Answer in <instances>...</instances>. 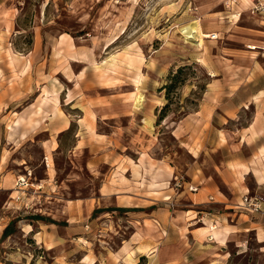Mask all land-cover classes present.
<instances>
[{
	"label": "rangeland",
	"instance_id": "obj_1",
	"mask_svg": "<svg viewBox=\"0 0 264 264\" xmlns=\"http://www.w3.org/2000/svg\"><path fill=\"white\" fill-rule=\"evenodd\" d=\"M234 13H239L237 20L230 17ZM194 19L202 31L218 36L197 43L196 35H183L179 27ZM125 51L141 55L140 66L105 62L111 54ZM139 74L141 83L136 85ZM255 94L264 96V13L254 10L251 0H0L3 171L9 169L17 176L12 177L16 187L24 184L19 174L31 181H38L48 169L57 172V180L78 176L72 182L65 180L61 187L71 190V197L93 196L100 206L92 213L79 210L70 215L60 207L65 200L54 205L39 198L35 201L39 208L32 209L31 201L21 200L30 192L29 186L35 185L18 188L13 194L20 199L0 210V222H12L7 235H0V264H110L109 256L133 230L129 220L140 218L124 210L101 212L112 208L114 200L99 197L98 190L104 181L113 190H122L121 183L131 177L124 173L128 165L132 175L139 176L134 164L138 150L148 160L155 159L153 164L160 159L152 178L166 175L164 170L171 174L162 180L170 192L144 194L165 198L163 207L179 209L185 218L193 216L194 210L187 211L192 207L175 204L168 195L192 191L188 170L196 166L193 154L198 150H202L198 163L217 161L222 153L213 149L215 139L221 144L227 136L236 146L239 137L244 138L254 116L251 101ZM255 100L258 107L260 100ZM261 102L264 105V98ZM57 107L70 125L56 134L64 127ZM198 110L203 118L213 113L211 123L202 124ZM94 117L97 132L111 131L114 137L108 141L109 150L99 149L105 153L102 161L86 167L88 154L73 151L74 134L77 121L87 122L92 130ZM146 117L152 118L153 130L146 126ZM48 139L58 142L57 147L54 141L57 149L51 153ZM241 150L247 155L248 145ZM21 162L25 168L19 166ZM109 162L117 163L115 170ZM257 192L252 188L249 194ZM5 195L0 191V203ZM133 200L121 196L118 203ZM239 210L244 219L257 216ZM149 217L147 223L158 224ZM30 219L47 224L38 225L40 221L35 220L34 231L25 233L19 224L25 228ZM158 228L166 234L165 228ZM207 248L212 247L200 246L199 253L213 257V252L221 253ZM226 252L217 257V264H264V243L251 230L227 243Z\"/></svg>",
	"mask_w": 264,
	"mask_h": 264
},
{
	"label": "crops",
	"instance_id": "obj_2",
	"mask_svg": "<svg viewBox=\"0 0 264 264\" xmlns=\"http://www.w3.org/2000/svg\"><path fill=\"white\" fill-rule=\"evenodd\" d=\"M213 33L218 36V33ZM262 98L264 96L258 94L253 96L252 99L254 100L251 101V104L254 106L253 119L245 130L244 138L241 135L236 146L230 142L227 136L221 144H216L217 139L212 142L211 145H214L213 149H220L222 153V157L219 160L212 162L207 160L208 162L205 161V164H202L198 163L202 150H198V154H193L196 166H192L188 170L189 179H187V183L197 186L196 191L184 189L176 192L174 197L168 195L175 204L182 202L186 208L192 207L193 209H188L187 211L194 210L196 214L193 216L185 218L184 215L178 213L179 209L174 208L170 210L168 207H163L167 204L165 198H152L144 194V192H170L171 189L165 186L162 180L167 179L166 177H169L171 174L167 170H164V174L166 175L152 178L150 174L160 163V159H156L157 163L153 164V160L155 159L150 157V160H148L142 156L141 150L137 151V159L134 161V164L138 167L139 176H133L131 168L128 165L124 173L129 174L131 177H126L128 182L121 183L120 187H122V190H113L110 182L104 181L101 183L98 190L99 197H112L114 200L112 208L101 209V212L124 210V213L135 218H140L135 220L136 222L129 220L133 230L128 238L122 240L118 251L109 256L110 264H210L214 261L217 264L220 261L217 257H224L227 253L226 244L242 231H254L257 241L264 243V211L253 212L257 213L255 217H248L246 214L248 218L244 219L242 217L244 213H240L237 205L240 202L239 197L246 192L252 191V188L258 190V192L260 191V193L257 192L255 194L264 202V194L261 193L264 192V178H258L260 175L264 177V105L261 104ZM255 99L260 100L258 107H256ZM91 111L95 115V111L93 109ZM199 113H201V110L197 111V118L200 117ZM83 118L84 110L81 119ZM200 118L202 119L200 121L202 124L211 123L213 113L205 118L203 116ZM106 119L108 117H103V120ZM55 122L58 127L59 120L56 119ZM77 125L78 129L74 134L73 151L86 152L88 156L84 165L88 167L91 164L92 167H95V163L97 164V162L102 161V157L105 154L103 150L101 151L99 149L103 148L105 150L108 148L107 150H109L108 141L114 135L111 131L98 133V121L97 118L95 120V117L92 130L88 128L87 122L77 121ZM67 128H60V130L56 131V134L63 132ZM96 135L103 136L104 140L102 141L101 138H97ZM54 141L58 147L57 140L48 139V144H50L48 151L50 153L57 149V147L53 148ZM245 144L249 147L247 155H244L241 150V147ZM43 145L45 147L46 144ZM2 163L0 160V191H4L6 195L0 203V210L3 208L9 209L13 202L20 199L16 197L17 194H13L14 192L20 191L19 189L26 190L32 184L35 187L29 186L28 189H31L30 192L21 200L22 203H26L27 200L31 201L29 203H32V209L39 208V202H35L39 201V198H47L45 201L53 203L54 205L55 203L60 204V200H65L60 207L62 206L70 215L72 213L77 215L79 210L92 213L100 209L99 204H97V198L93 196L84 198L78 197V195L71 197V190L70 192H66L67 190L61 187V184L65 180L72 182L77 180L78 176L76 178L71 177L65 178L64 180H57V172L55 170L51 172L48 169L43 176L37 179L38 181H31L29 176L24 174L27 184L25 183L16 187L12 178L15 174L8 171L9 169L3 171L5 166H2ZM109 164L111 169L113 167L114 170L116 169V162L113 164L109 162ZM19 166L25 168V163L21 162ZM120 174L118 175V179H120ZM16 177L14 181H16ZM18 177H23V175L19 174ZM243 184L246 188H243ZM116 187L118 186L114 185V188ZM127 187H131V190H128ZM63 190L64 192H62ZM65 193H68L66 194L67 196H65ZM121 196L131 197L134 199V202L118 203V198ZM139 199L147 200L148 203L136 202ZM102 207H107V205H103ZM165 211L169 212V214H165ZM145 214L148 217H145ZM1 216L0 218H2ZM47 216L54 219L50 213ZM149 216H153L158 224L154 222L151 224L147 223L146 221H151ZM30 220L25 225H29L31 227L30 231H34L33 225L35 224V220L40 221V219ZM9 222L10 220L0 222L1 236ZM42 222L47 224V221H40L37 224L39 225ZM198 224L201 225L198 226ZM212 224L218 230L217 238L212 236L210 232H204ZM158 225L161 228H165L166 234H162L159 231ZM19 227L23 232L27 233L24 230L23 224L20 223ZM142 245H148L146 252L140 251ZM200 246H210L212 248H207L206 250L217 249L221 253L213 252L215 254L214 257L208 256L207 253H199ZM91 264H94V262H91Z\"/></svg>",
	"mask_w": 264,
	"mask_h": 264
},
{
	"label": "bare ground",
	"instance_id": "obj_3",
	"mask_svg": "<svg viewBox=\"0 0 264 264\" xmlns=\"http://www.w3.org/2000/svg\"><path fill=\"white\" fill-rule=\"evenodd\" d=\"M230 17L231 18H235V19L236 18H239V13L231 14ZM179 28H180L181 33L183 35L189 37V38H194L195 35H196L197 37H195V38H197V40H198V41L196 40L197 43H199L202 39H204V37L212 36V33H208V32L202 31L201 26L198 23L197 19H194V20L188 22L187 24H183ZM142 58L143 57L141 55L137 54V53H131L129 51H125V52H116V53L111 54L110 55V58H108L107 60H105V62H107L108 64L113 65V66L116 63H119V62H124L125 64L130 65V66H133L136 63H139V66H140V63L142 61ZM101 65L102 64H98L97 67H102ZM139 66H137V67L139 68ZM98 69H100V68H98ZM137 74H138V72H137ZM141 76L142 75L139 74V77H137V79L135 80L136 85H139L141 83ZM56 98H58V97L56 96ZM57 108H58V114L60 115V117L63 120V122H62L63 123V126H64L63 128H67L68 123H69V120L65 116L64 112L62 111V109H60L59 107H57ZM145 124H146V126L150 130H153V127H152V118L151 117H146ZM258 178L261 179V178H264V177H261V175H260ZM166 198H168V197H166ZM25 228H26L27 233L30 232L31 227L29 225H27V227H25ZM204 232H207V233L210 232L216 238L218 236V230L216 229V226L215 225H211V227L208 228V229H206ZM147 248H148V245H142L140 247V251L146 252L147 251ZM128 257H130V256H128Z\"/></svg>",
	"mask_w": 264,
	"mask_h": 264
},
{
	"label": "built area",
	"instance_id": "obj_4",
	"mask_svg": "<svg viewBox=\"0 0 264 264\" xmlns=\"http://www.w3.org/2000/svg\"><path fill=\"white\" fill-rule=\"evenodd\" d=\"M251 7L259 12L264 13V0H251ZM211 37H216V34H212ZM21 184L26 183L24 177L19 179ZM189 188L192 191H196L197 187L190 185ZM262 199L258 195H250L249 192L244 193L241 196V201L237 204L239 208L245 209L246 211L253 212H262Z\"/></svg>",
	"mask_w": 264,
	"mask_h": 264
},
{
	"label": "trees",
	"instance_id": "obj_5",
	"mask_svg": "<svg viewBox=\"0 0 264 264\" xmlns=\"http://www.w3.org/2000/svg\"><path fill=\"white\" fill-rule=\"evenodd\" d=\"M160 114H161V117H162L163 116L162 112ZM11 223L12 222H9V224L5 227L2 237L7 235V232L9 231V229L11 227Z\"/></svg>",
	"mask_w": 264,
	"mask_h": 264
}]
</instances>
